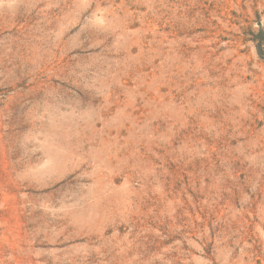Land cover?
I'll list each match as a JSON object with an SVG mask.
<instances>
[{
    "label": "rangeland",
    "instance_id": "obj_1",
    "mask_svg": "<svg viewBox=\"0 0 264 264\" xmlns=\"http://www.w3.org/2000/svg\"><path fill=\"white\" fill-rule=\"evenodd\" d=\"M0 264H264V0H0Z\"/></svg>",
    "mask_w": 264,
    "mask_h": 264
}]
</instances>
